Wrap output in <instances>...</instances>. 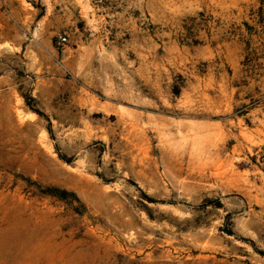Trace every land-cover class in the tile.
Segmentation results:
<instances>
[{
	"label": "rangeland",
	"instance_id": "rangeland-1",
	"mask_svg": "<svg viewBox=\"0 0 264 264\" xmlns=\"http://www.w3.org/2000/svg\"><path fill=\"white\" fill-rule=\"evenodd\" d=\"M0 264H264V0H0Z\"/></svg>",
	"mask_w": 264,
	"mask_h": 264
},
{
	"label": "trees",
	"instance_id": "trees-1",
	"mask_svg": "<svg viewBox=\"0 0 264 264\" xmlns=\"http://www.w3.org/2000/svg\"><path fill=\"white\" fill-rule=\"evenodd\" d=\"M45 191H46L45 193L54 194V195H57V193H58V190L55 188H49ZM62 193H65V192H62Z\"/></svg>",
	"mask_w": 264,
	"mask_h": 264
},
{
	"label": "built area",
	"instance_id": "built-area-1",
	"mask_svg": "<svg viewBox=\"0 0 264 264\" xmlns=\"http://www.w3.org/2000/svg\"><path fill=\"white\" fill-rule=\"evenodd\" d=\"M66 42V38L64 36H58V44H64Z\"/></svg>",
	"mask_w": 264,
	"mask_h": 264
}]
</instances>
